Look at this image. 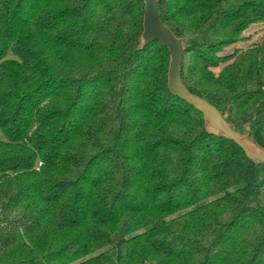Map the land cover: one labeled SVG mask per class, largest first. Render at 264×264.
<instances>
[{
	"label": "trees",
	"instance_id": "obj_1",
	"mask_svg": "<svg viewBox=\"0 0 264 264\" xmlns=\"http://www.w3.org/2000/svg\"><path fill=\"white\" fill-rule=\"evenodd\" d=\"M158 1L182 83L264 150V38L227 51L264 0ZM143 19L0 0V264H264V164L172 94Z\"/></svg>",
	"mask_w": 264,
	"mask_h": 264
},
{
	"label": "water",
	"instance_id": "obj_2",
	"mask_svg": "<svg viewBox=\"0 0 264 264\" xmlns=\"http://www.w3.org/2000/svg\"><path fill=\"white\" fill-rule=\"evenodd\" d=\"M140 1L144 3L141 48L146 47L151 42L159 41L168 49L170 54L168 88L172 94L203 114L206 130L210 134L234 141L256 164H264V150L250 138L249 133L240 134L217 108L188 91L180 77L185 52L184 39L178 38L168 26L163 24L160 18L158 0Z\"/></svg>",
	"mask_w": 264,
	"mask_h": 264
},
{
	"label": "rangeland",
	"instance_id": "obj_3",
	"mask_svg": "<svg viewBox=\"0 0 264 264\" xmlns=\"http://www.w3.org/2000/svg\"><path fill=\"white\" fill-rule=\"evenodd\" d=\"M244 39H242L237 45L230 47L227 51L231 52L234 48L248 47L251 44H259L264 38V23H255L251 25L244 33ZM219 68L214 72L218 74Z\"/></svg>",
	"mask_w": 264,
	"mask_h": 264
}]
</instances>
